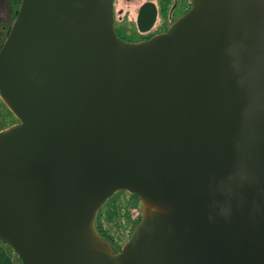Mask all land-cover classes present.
<instances>
[{"label":"water","instance_id":"1","mask_svg":"<svg viewBox=\"0 0 264 264\" xmlns=\"http://www.w3.org/2000/svg\"><path fill=\"white\" fill-rule=\"evenodd\" d=\"M112 0H21L0 46V242L22 264H264V0H192L138 43ZM126 191L117 250L96 230Z\"/></svg>","mask_w":264,"mask_h":264},{"label":"rangeland","instance_id":"2","mask_svg":"<svg viewBox=\"0 0 264 264\" xmlns=\"http://www.w3.org/2000/svg\"><path fill=\"white\" fill-rule=\"evenodd\" d=\"M0 1H1L0 42L2 44L5 37L8 34V32L6 33V31L7 29L9 31L15 17L11 22L9 21V19L13 16L14 11L18 10L21 0H0ZM117 5L118 7L122 6L123 8L126 6L124 0H118ZM128 16L129 17L131 16L130 10L127 11V15L125 17L128 19ZM16 123H17V119L7 109L4 103L0 100V131ZM98 214H99L98 222L101 225L103 231H105V233L110 238H112L115 246L121 248L123 244L129 239L133 228L140 220V203L138 198L132 199V194L126 191H119L113 194L111 197H109L102 204ZM137 219L139 220L135 224L134 221ZM96 226H97V220H96ZM10 257L16 259V261L18 262L17 258H14V251H12V249L8 247L5 243L0 242V264H4V261H8Z\"/></svg>","mask_w":264,"mask_h":264},{"label":"flooded vegetation","instance_id":"3","mask_svg":"<svg viewBox=\"0 0 264 264\" xmlns=\"http://www.w3.org/2000/svg\"><path fill=\"white\" fill-rule=\"evenodd\" d=\"M191 1L124 0L126 6L123 8L122 6L118 7V0H112L111 9L115 34L123 43L147 41L166 32L190 9ZM128 10H130L131 16H128L127 19L125 16Z\"/></svg>","mask_w":264,"mask_h":264},{"label":"trees","instance_id":"4","mask_svg":"<svg viewBox=\"0 0 264 264\" xmlns=\"http://www.w3.org/2000/svg\"><path fill=\"white\" fill-rule=\"evenodd\" d=\"M15 10H16V9H15ZM16 13H17V10L14 11L13 16L9 19L10 22L14 19ZM9 21H8V22H9ZM8 22H7V23H8ZM3 26H4V25H3ZM3 26H2V27H3ZM7 32H8V29H7L6 33H7ZM0 44H1V42H0ZM132 199H137V197H136L135 195H132ZM98 220H99V214H98V216H97V226H96V229H97L98 233H99L102 237H104L105 239H107L112 245L115 246V244H114L112 238H110V237L105 233V231H103V229L101 228V225L99 224ZM138 220H139V219L135 220L134 223L136 224V223L138 222ZM15 257H16V256H15ZM16 258H17L19 264H22L21 260H20L18 257H16Z\"/></svg>","mask_w":264,"mask_h":264},{"label":"crops","instance_id":"5","mask_svg":"<svg viewBox=\"0 0 264 264\" xmlns=\"http://www.w3.org/2000/svg\"><path fill=\"white\" fill-rule=\"evenodd\" d=\"M14 258H16L15 254H14ZM4 264H19V262H17L16 259H13L12 257H10L8 261H4Z\"/></svg>","mask_w":264,"mask_h":264}]
</instances>
